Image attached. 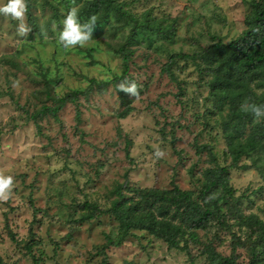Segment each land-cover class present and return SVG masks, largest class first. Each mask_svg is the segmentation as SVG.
<instances>
[{
    "label": "rangeland",
    "instance_id": "1",
    "mask_svg": "<svg viewBox=\"0 0 264 264\" xmlns=\"http://www.w3.org/2000/svg\"><path fill=\"white\" fill-rule=\"evenodd\" d=\"M85 1L29 0L26 37L17 33L18 21L0 15V175L14 178L11 195L0 200V264H205L204 242L228 256L234 234L243 237L237 264H250L239 214L264 221V151L231 166L237 213H225L228 226L199 230L203 244L171 248L149 231L132 230L121 246L104 248L107 233L118 235L114 217L106 211L79 218L91 205L107 210L127 181V196L132 188L175 186L196 196L207 168L232 163L225 133L230 108L210 95V76L202 77L189 55L241 37L254 2L263 0H116L136 17L149 13L172 24L173 34L143 31L131 38L133 23L111 17L94 28L87 46L65 49L58 40L63 19ZM127 40L128 60L117 52ZM169 63L179 81L165 72ZM126 68L121 82L134 81L136 97L113 81ZM91 78L109 83L90 88ZM74 91H81L76 101L37 116ZM127 107L130 113L120 117ZM257 251V264H264V241Z\"/></svg>",
    "mask_w": 264,
    "mask_h": 264
},
{
    "label": "trees",
    "instance_id": "2",
    "mask_svg": "<svg viewBox=\"0 0 264 264\" xmlns=\"http://www.w3.org/2000/svg\"><path fill=\"white\" fill-rule=\"evenodd\" d=\"M26 3L29 12L32 6L29 0ZM93 16L97 18L95 28L111 17L132 22L129 32L131 38L143 31L165 36L173 34L172 24H164L163 20H156L149 13H144L142 18L136 17L116 0H86L78 10V18L89 21ZM246 25L247 29L238 39L230 43L219 41L189 55L195 61L202 77L210 76L208 80L211 86L210 95L220 105L227 104L230 108L229 120L225 122V133L232 163L207 168L196 196L193 191L183 190L178 186L170 190L132 188L133 194L127 196L124 193L127 181L116 189L118 197L107 210H100L98 205L90 206L86 202L84 207L90 206V211L80 215V221L91 220L97 214L107 211L118 223V235L112 237L111 233H107L104 248L121 246L132 230H144L163 239L171 248L188 249L191 242L203 244L199 230L207 229L215 222L228 226L225 213H237L238 209L229 194L231 166L237 165L245 155H251V152L264 151V119L257 122L251 113L241 110V104L245 101L264 104V92L256 94L257 88L264 86V0L254 2L253 11L246 19ZM129 40L117 48V52L123 54L126 60L132 52L128 47ZM172 58L175 59V56ZM170 66L171 63L164 66L165 72L172 80L179 81ZM128 72L126 68L124 75L115 77L113 81L116 83L123 81ZM89 80L90 88L95 84L103 86L109 83V80L96 78ZM79 92L81 91L69 92L58 98V105L54 109L43 106L37 116L56 114L68 101H76ZM130 111L131 108L127 107L120 113V117H127ZM250 126L252 131L244 138ZM209 153L212 155L211 151ZM127 154L130 155L129 150ZM239 216L241 223L247 226L246 239L250 244V264H257L261 261L257 244L264 241V221L257 214ZM225 226L223 228L228 229ZM233 237V251L228 256L219 252L212 241L204 242L202 253L207 256L205 264H237L236 249L243 241V237L237 234ZM102 263L109 264L106 259H103Z\"/></svg>",
    "mask_w": 264,
    "mask_h": 264
},
{
    "label": "clouds",
    "instance_id": "3",
    "mask_svg": "<svg viewBox=\"0 0 264 264\" xmlns=\"http://www.w3.org/2000/svg\"><path fill=\"white\" fill-rule=\"evenodd\" d=\"M27 3L26 0H0V15L10 16L18 21L17 33L21 37H26L31 31V27L26 23ZM97 23L95 16L89 21L81 23L78 18L76 8H71L63 19V29L59 32L58 40L65 49L76 46L85 47L93 37V31ZM55 28V25L53 26ZM119 91H123L132 97L138 95L137 84L133 82H121L118 86ZM264 90H256L260 95ZM241 110L251 113L254 119L259 122L264 119V104H256L245 101L241 104ZM154 155L160 158L164 155L163 151L156 148ZM14 178L11 175H0V200H7L13 191Z\"/></svg>",
    "mask_w": 264,
    "mask_h": 264
}]
</instances>
